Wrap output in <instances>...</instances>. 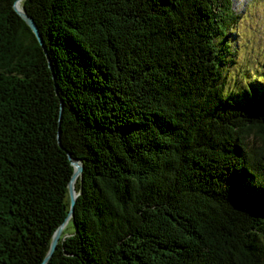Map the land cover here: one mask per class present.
I'll list each match as a JSON object with an SVG mask.
<instances>
[{"label":"trees","instance_id":"obj_1","mask_svg":"<svg viewBox=\"0 0 264 264\" xmlns=\"http://www.w3.org/2000/svg\"><path fill=\"white\" fill-rule=\"evenodd\" d=\"M15 1L0 0V264H41L71 159L73 216L46 264H264V76L224 70L232 0H21L43 45Z\"/></svg>","mask_w":264,"mask_h":264},{"label":"rangeland","instance_id":"obj_2","mask_svg":"<svg viewBox=\"0 0 264 264\" xmlns=\"http://www.w3.org/2000/svg\"><path fill=\"white\" fill-rule=\"evenodd\" d=\"M232 6L238 19L227 36L236 52L234 62L228 61L224 70L232 77L264 76V0H232Z\"/></svg>","mask_w":264,"mask_h":264},{"label":"water","instance_id":"obj_3","mask_svg":"<svg viewBox=\"0 0 264 264\" xmlns=\"http://www.w3.org/2000/svg\"><path fill=\"white\" fill-rule=\"evenodd\" d=\"M20 1L21 0L15 1L14 5H13L14 10L25 21V23L30 27L31 31L35 35V37L38 40V42L40 43V45H43L41 35L38 31V28H37L35 22L22 8L18 7V4ZM71 164L74 167V171H73L72 177H71L69 184H68V191H69V198H70L69 210H68V213H67L64 221L54 231L52 238H51V241H50V244H49L48 251H47L46 255L44 256L41 264H46L49 261V259L51 258V256L53 255V253L57 247V244H58V241H59V238L61 236V232H62L64 226L67 224L69 219L73 216V209H74L75 199L77 196L75 189H74V182H75L76 178L82 172V165H81L80 161L75 160V159H71Z\"/></svg>","mask_w":264,"mask_h":264},{"label":"bare ground","instance_id":"obj_4","mask_svg":"<svg viewBox=\"0 0 264 264\" xmlns=\"http://www.w3.org/2000/svg\"><path fill=\"white\" fill-rule=\"evenodd\" d=\"M18 7L21 8V7H20V4H18Z\"/></svg>","mask_w":264,"mask_h":264}]
</instances>
